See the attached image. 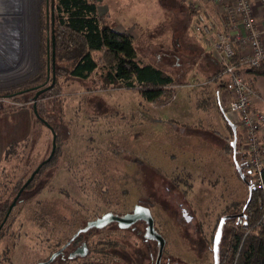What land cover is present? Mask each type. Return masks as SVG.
<instances>
[{
  "label": "rangeland",
  "instance_id": "rangeland-1",
  "mask_svg": "<svg viewBox=\"0 0 264 264\" xmlns=\"http://www.w3.org/2000/svg\"><path fill=\"white\" fill-rule=\"evenodd\" d=\"M52 3L38 4L31 74L0 84V198H8L52 152L53 134L35 110L57 135L53 162L15 210L11 241L0 242V264H37L42 259L46 230L40 214L43 208L71 203L62 199L78 201L86 219L149 204L174 262L213 264L216 221L232 203L248 199V188L228 150L230 126L208 104L206 88L199 87L212 78L201 69L196 46L209 42L194 32V15L201 9H175L168 0H112L111 9H99L106 22L132 36L141 60L175 79L174 96L153 104L136 90L103 89L95 74L86 81L65 74L57 78ZM94 57L102 62L101 53ZM233 115L237 125L239 118ZM220 132L228 136L226 142ZM38 199H47L50 206ZM181 207L194 218L192 223H185ZM232 226L224 228L221 252ZM143 249L144 264H151L149 255H156L157 248Z\"/></svg>",
  "mask_w": 264,
  "mask_h": 264
},
{
  "label": "trees",
  "instance_id": "trees-1",
  "mask_svg": "<svg viewBox=\"0 0 264 264\" xmlns=\"http://www.w3.org/2000/svg\"><path fill=\"white\" fill-rule=\"evenodd\" d=\"M52 15L57 78L65 74L74 80L86 81L95 74L103 89L136 90L153 104L174 96L175 79L141 60L132 36L112 29L99 14L94 0H53ZM95 53H101V63L95 59ZM245 71L264 76V67ZM219 76L220 72L210 80L217 81ZM228 124L233 122L228 120ZM230 130L233 136L231 126ZM239 141L237 159L241 162L243 155ZM228 150L233 153L230 144ZM245 173L251 183V176ZM248 199L243 203H232L216 221L215 229L223 217L244 213L253 231L245 242L231 232L220 264H264V190L254 187L249 204Z\"/></svg>",
  "mask_w": 264,
  "mask_h": 264
},
{
  "label": "flooded vegetation",
  "instance_id": "flooded-vegetation-1",
  "mask_svg": "<svg viewBox=\"0 0 264 264\" xmlns=\"http://www.w3.org/2000/svg\"><path fill=\"white\" fill-rule=\"evenodd\" d=\"M54 69L55 64H53V72ZM54 157L51 162L41 166L39 173L36 174L33 181L21 193L17 201L16 198L25 183L44 161L32 172L31 176L24 183L13 187L8 198H0V242L4 238H8L9 242L11 241L12 231L10 230V227L15 210L17 207L22 205L23 196L35 187L38 180L43 176L44 171L49 168V165L53 162ZM38 200L42 202L41 205L46 207L50 206L47 199ZM15 201L16 205L12 210H10V207ZM62 201H68L71 203H66L68 205L67 207L66 204L61 203L57 205V207L43 208L42 213L40 214L42 229H45L46 231L41 242L44 256L37 262V264H144L145 252L143 247L146 245L147 247L149 246L153 249L157 248L156 255H154V253L149 255L151 264H178L176 261L174 262L172 257L167 253L168 240L161 231L156 229L155 219L151 208L148 206L149 204H136L132 210L123 214L112 210L99 214L93 213L90 219H86L81 218V208L78 201L74 199H62ZM137 206L150 209L154 219L155 231L165 241L162 253L160 251L159 242L157 240L147 238L146 235L148 225L144 221H138L128 229H121L119 223L117 221H113L103 228L94 227L88 231H83L89 223L94 222L107 214H112L115 217L122 218L133 213ZM181 215L187 224L192 223L194 220V218L190 216L188 211L183 207H181ZM229 223L230 221H227V224ZM142 225L145 226L144 230L139 229ZM65 228L67 229L65 230ZM217 228L214 229V231L217 232ZM129 237L135 238V241H129ZM201 240L204 241V238L201 237ZM6 250L7 249L5 247V251ZM221 255L222 252L220 249L219 264ZM3 259L6 258L4 257L2 260ZM183 264H186V262ZM213 264H215V259Z\"/></svg>",
  "mask_w": 264,
  "mask_h": 264
},
{
  "label": "built area",
  "instance_id": "built-area-1",
  "mask_svg": "<svg viewBox=\"0 0 264 264\" xmlns=\"http://www.w3.org/2000/svg\"><path fill=\"white\" fill-rule=\"evenodd\" d=\"M216 5L230 4L226 9L231 19H237L243 31L235 34V40L218 30L215 23L200 13L194 22L197 36L209 40L215 58L221 65L220 77L230 81L228 112L236 114L240 150L243 159L239 162L244 172L251 176V185L264 190V111L252 107L254 91L248 83L245 70L264 67V28L260 29L250 0H207ZM264 14V0H260ZM235 43L243 48L238 54ZM233 232L242 242L250 236L246 219H233Z\"/></svg>",
  "mask_w": 264,
  "mask_h": 264
},
{
  "label": "crops",
  "instance_id": "crops-1",
  "mask_svg": "<svg viewBox=\"0 0 264 264\" xmlns=\"http://www.w3.org/2000/svg\"><path fill=\"white\" fill-rule=\"evenodd\" d=\"M102 3L98 6L99 9H111L112 0H101ZM171 7L175 9H201L200 13H203L209 20L213 21L218 28L219 31L228 35L232 40H235V34L239 31H243V26L241 25L240 21L237 19H231L227 15L226 9L231 6L230 4L225 5H216L212 2L207 0H168ZM252 3V7L254 9V14L256 17L257 24L260 29L264 28V14L262 11V6L260 0H250ZM109 11H107L108 13ZM106 15L108 16V14ZM100 14V12H99ZM101 15V14H100ZM199 14L194 15V21ZM102 16V15H101ZM107 24L117 32H126L122 29H117L115 26L111 25L107 22ZM129 34V33H128ZM262 42L264 44V36L262 38ZM235 51L239 54L243 49L240 44L235 43ZM197 46V50L199 52V61L200 65H203L201 69L203 70L206 68L210 75L208 77H213L217 73L221 72V65L217 61L214 56V53L211 49L210 42L208 41H199ZM200 69V70H201ZM215 70V73L211 75V73ZM245 76L250 84L251 88L254 91V96L252 99V107L258 111H264V76H256L253 74H247L245 71ZM211 79V78H210ZM199 87H205L209 95L206 97L208 104H213L211 107L216 108L219 110L218 114L222 119L225 121L228 120L234 122L236 117L228 112V103L230 101V81L227 77H220L217 81L209 80L204 81L203 83L199 84ZM204 90V88H203ZM176 98V97H174ZM233 117V118H232ZM222 123V121H221ZM224 123V122H223ZM220 139L223 142H226L228 136L224 132H220ZM206 144L205 148L208 150L211 149V145Z\"/></svg>",
  "mask_w": 264,
  "mask_h": 264
},
{
  "label": "bare ground",
  "instance_id": "bare-ground-1",
  "mask_svg": "<svg viewBox=\"0 0 264 264\" xmlns=\"http://www.w3.org/2000/svg\"><path fill=\"white\" fill-rule=\"evenodd\" d=\"M39 2L0 0V84L5 83L2 79L23 78L32 72L31 61L38 43Z\"/></svg>",
  "mask_w": 264,
  "mask_h": 264
},
{
  "label": "water",
  "instance_id": "water-1",
  "mask_svg": "<svg viewBox=\"0 0 264 264\" xmlns=\"http://www.w3.org/2000/svg\"><path fill=\"white\" fill-rule=\"evenodd\" d=\"M54 44V43H53ZM53 64H55L54 60H53ZM45 92V91H42ZM38 93L35 97V99L38 98V96H40V94L42 93ZM34 109H36V107H34ZM35 114L36 117L38 119H40L52 132L53 134V149L52 152L49 156V158L44 161L38 168L37 170L33 173V175L28 179V181L25 183V185L23 186V188L21 189L20 193L18 194L16 201L18 200V198L20 197L21 193L25 190V188H27L29 186V184L33 181L34 177L36 176V174L39 173V170L41 168V166H44L46 164H48L49 162H51V160L53 159V157L56 154V148H57V135L54 131V129L48 125V123L44 120H42L40 118V116L37 114L36 110H35ZM231 128H232V132H233V141L231 142V147L233 149V162H234V166L235 169L237 171V173L239 174V176L241 177L242 181L246 184L248 190H249V199L247 204H249L251 202V198H252V194H253V190L254 187L251 185V183L247 180V174L242 170V168L240 167L239 161L237 159V144H238V129L236 125L230 124ZM249 174V173H248ZM16 201L12 204V206L10 207V210H12L14 208V206L16 205ZM245 219V215L244 213H240L238 215H234V216H226L223 217L220 220V223L218 225L217 228V232L215 234V238H214V245H213V252H214V259H215V264H219V252H220V245L223 239V234H224V228L227 224V221L233 220V219ZM113 221H117L119 223V226L121 229H128L130 228L132 225H134L136 222L138 221H144L147 223L148 227H147V238L149 239H153V240H157L159 242L160 245V251L162 253L164 246H165V241L164 239L156 233L155 228H154V219L152 216V213L150 211L149 208L146 207H142V206H137L134 210L133 213L126 215L122 218L119 217H115L112 214H107L105 216H103L102 218L91 222L88 224V226L83 230V231H88L91 228L97 227V228H103L106 225H108L109 223L113 222Z\"/></svg>",
  "mask_w": 264,
  "mask_h": 264
}]
</instances>
